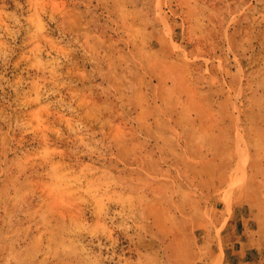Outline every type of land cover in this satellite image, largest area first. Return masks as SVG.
I'll list each match as a JSON object with an SVG mask.
<instances>
[{"label":"rangeland","instance_id":"obj_1","mask_svg":"<svg viewBox=\"0 0 264 264\" xmlns=\"http://www.w3.org/2000/svg\"><path fill=\"white\" fill-rule=\"evenodd\" d=\"M0 264H264V0H0Z\"/></svg>","mask_w":264,"mask_h":264}]
</instances>
